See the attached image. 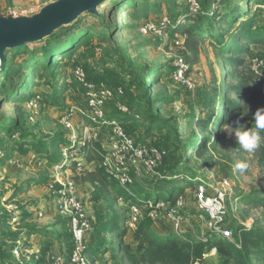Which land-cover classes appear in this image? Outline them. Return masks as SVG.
Here are the masks:
<instances>
[{"label": "rangeland", "instance_id": "rangeland-1", "mask_svg": "<svg viewBox=\"0 0 264 264\" xmlns=\"http://www.w3.org/2000/svg\"><path fill=\"white\" fill-rule=\"evenodd\" d=\"M58 1L60 0H0V17L31 19L48 5ZM144 1L107 0L97 8L98 17L85 12L70 24L77 22L79 26L89 31L92 30L96 35L87 42V45L80 46L72 59L65 60V63L55 71L57 80H64L62 85L65 81L69 84L63 108L40 107L31 110L25 104L17 105L9 101L7 95L21 83L23 73L18 74V64L23 56L7 54L9 70L5 74L1 73L4 67L1 68L0 62V143L6 150V158L0 159V251H4L2 264H18V260L12 255V250L18 248L19 244L18 240L14 242L16 239L10 237L12 233L17 237L25 234L26 242L29 243V231L26 225H33L35 228L51 232L50 227L59 224L52 225L53 222L61 220L55 206L54 177L59 175L62 178L72 179L73 175L71 169H64V173H58L55 164L60 161L50 162L45 158V153L39 154L27 147L17 149V145L8 143L9 138L4 135L5 127L18 116H23V126L16 134L32 137L36 146H42L43 143L51 144V146H46L47 153L56 155L58 159L60 156L61 159L69 139L68 131L61 123L60 117L69 108L82 107L86 103L84 94L78 90L73 79V70L77 66H82L93 80L103 81L101 83L108 87L111 86L110 88L116 85L125 86L127 95L123 100L132 105L134 113L122 122L124 128L136 141L161 148L168 154L155 170L160 177L153 178L150 174L144 173L136 181L132 176L133 182L127 187V194L134 197L132 202L141 200L138 203L144 206L143 212L148 207L147 205H150L146 204L148 200L150 199L149 202L153 203L156 195L160 196L158 192L170 185L171 181L178 183L183 182L180 178H192L195 187L182 196L185 204L181 210L180 208L178 210L179 216L184 220V231L192 234V227L201 229V224L198 225L195 220L198 202L196 188L203 184L208 192L212 193L210 185L218 183L224 179L225 174L229 173L233 195L229 196L227 201L228 228L235 230L244 227L249 219H252V223L253 220H261L259 210L245 206L236 197L241 192H249L253 188L264 186V167L260 165L256 152L242 149L232 133L233 129L239 125L224 127L221 135L225 139L215 145H210L204 155L198 156L195 152L201 138L207 136L215 139L217 137L216 131L211 129L204 132L199 128L197 120L205 115V94L209 93L213 87H220L224 82L233 83V81L224 79L225 72L230 70V67L226 65L229 56L223 57L217 43L207 39L199 44L200 54L197 61L194 57H191L190 61L187 59L186 76L192 82L191 89L178 83L172 75L174 60L178 57L191 56V52L183 44L184 36L175 34L173 30L177 24L187 22L206 24L205 13L199 14V11L195 13L196 8L204 10L202 0H150L152 4L156 2L159 6L158 10H153L146 17L137 18L135 9L130 7L131 3L139 4V12L142 14ZM211 2L213 3L210 9L218 10L220 14L228 6L231 8L240 6L244 9H251L253 12L259 8L242 0H216L215 2L211 0ZM175 12H181V15L175 17ZM192 13L196 16L191 15ZM257 17L264 22V6L258 12ZM147 19L156 24L160 23L159 25L163 28L162 33L144 34L141 27ZM43 43L42 41L32 43L29 48L30 50L40 48ZM250 49L257 53L264 51L262 46H252ZM254 63L262 66L261 74H264V55L256 58ZM152 69L162 72V77L157 78L154 72H151ZM39 73L40 71L37 74ZM35 82L36 86L30 89L31 98L36 94L41 95L53 91L49 77L40 80L38 76ZM70 82L73 85L70 86ZM133 84L136 85L133 86ZM231 96L236 98L235 95ZM114 103L106 104L107 114L116 111ZM149 109L152 110L151 113H147ZM135 114H138L140 118L135 117ZM155 118L163 122L167 128L150 130L152 121H157ZM82 122L81 116H76L73 126L75 130L78 128V132L83 135ZM88 123L85 122L86 125ZM242 126L247 128L245 124ZM97 127L98 140L107 145L112 137L109 127L104 126V129L100 130L101 125ZM56 134L63 136L64 143L60 145L56 143L54 138ZM65 142L67 144L64 146ZM93 164L88 162L86 166H94ZM163 175H166L167 179H170L169 175H171L173 180H165ZM77 186L88 212L87 198H91L93 188L89 184L83 186L77 184ZM171 194V191L163 193L161 200L166 201ZM126 205L124 201L123 203L118 202L116 209L119 213L125 214L127 213ZM7 206H11L12 210L9 211ZM171 208H173L171 204L166 205L157 220L160 222L167 220ZM90 210L94 217H97V223L92 225V230L87 236V244L92 248L90 264H129L121 260L119 253L112 255L116 234H100L95 230L99 222L111 220L113 213L108 205L102 201L94 202ZM24 213L29 217L20 224ZM7 216L9 223H7ZM14 217L17 218L16 221L13 220ZM68 228L67 224L66 229L60 227L57 231L64 232L67 239L64 240L65 242H68ZM126 241L132 243L130 237H127ZM20 248L26 251L21 246ZM26 260L27 257H24L26 264H37L34 258ZM211 261L220 264L217 256L211 257Z\"/></svg>", "mask_w": 264, "mask_h": 264}, {"label": "trees", "instance_id": "trees-1", "mask_svg": "<svg viewBox=\"0 0 264 264\" xmlns=\"http://www.w3.org/2000/svg\"><path fill=\"white\" fill-rule=\"evenodd\" d=\"M215 1L216 0H214V2ZM242 1L249 3V5L254 4L259 8L257 11L253 12L251 9H244L240 6H236V8L228 6L225 11L220 14L218 10L212 11V9H210L213 3L211 0H202L204 10L201 11L199 8H196L195 13L198 11L199 14L205 13L204 19L207 21L206 24H191L187 22L186 24H177V27L173 30L175 34L184 36L183 44L186 46V49L191 52V56H187V58L184 57L186 62H188L187 59L190 61L192 59L191 57H194V60L197 61L200 54L199 44L207 39L214 40L217 43L219 52L223 57L229 56L226 60V65L230 67V70L225 72L224 79L233 81V83L228 84L224 82L220 87H213L209 93L205 94V115L197 120L199 128L204 132L212 129V131H216L217 137L215 139H211L207 136L201 138L195 148L196 155L198 156L204 155L210 145H215L225 139V137L221 135L224 127H231L234 125L243 127L242 125L244 124L247 125V128L255 126L254 113L257 109L264 108V94L260 89L262 78L259 75L262 72V66L254 63L256 58L264 55V51H258L257 53L250 49L252 46H262L264 48V22L257 17L258 12L264 6V0ZM130 7L135 9L137 18L146 17L153 10L157 11L159 8L156 2L152 4L150 0H145L143 2L142 14L139 12V4L133 2ZM179 15H181V12H175V17ZM191 15L196 16L194 13ZM94 16L98 17V13L94 14ZM146 21H148V19ZM157 24L159 25L160 23ZM94 35H96V33L92 32V30L89 31L75 22L73 25L61 27L46 40H43L42 42L44 43L40 48L30 50V44H27L22 47L8 50L6 53V64L1 70V73L5 74L9 70V58L7 54L11 53V56L19 54L23 56L21 62L18 64V74H23L21 83L7 95V99L17 105H28L30 101L37 98L39 108H63L66 94L69 90V84H66L67 82L65 81L66 83L64 82L62 85V81L64 80L61 79L58 81L55 71L65 63V60L72 59L78 48L82 45H87V42L91 40ZM76 68H74V70ZM74 70L73 79L75 85L81 94H84V88L75 80ZM39 71L40 73L38 75L37 73ZM85 72L90 82L96 84L103 82L93 80L86 70ZM151 72H154L157 78H161L163 75L162 72L156 69H152ZM38 76L40 80L49 77L52 81L53 91L51 93L45 92L41 95L36 94L31 98L30 89L36 86L35 81L38 79ZM71 85L73 84L70 82V86ZM134 85L136 84H133V86ZM117 87L124 88L125 95L123 98L119 99V101L128 105L132 113L130 115H124L115 107L116 111L114 113H106V115L109 121H118L122 123L128 119V116H132L134 112L132 105L126 100H123L127 95L126 87L123 85L114 86V88ZM231 95H235L236 98ZM115 101H117V99ZM151 111L152 110L149 109L147 113H151ZM136 115L138 114H135V117ZM155 120L157 121H152L150 124V130L167 128L158 118H155ZM23 123V116H18V118L6 125L4 135L9 138L8 143L17 145V149H20V147L26 149L27 147L28 149H34V151L39 154L45 153V158L50 162L60 161L55 164V166L63 164L64 156H62L61 160L59 155L58 159L56 155L47 153L46 146H51V144L46 145V143H43L42 146H36L32 137L25 134L22 136L16 134L22 128ZM122 125L124 126L123 123ZM87 126L96 128L98 125L89 122ZM125 130L130 135L126 128ZM54 138L58 145L65 141L63 136L59 134H56ZM137 142L141 143L140 141ZM66 144L65 142L64 146ZM66 147L65 149L69 148V143ZM0 150L3 154V156H0V159L6 158V150L2 143H0ZM82 150L85 158V166H83L82 170L79 171L76 164H71L69 166L64 165L63 167L71 169L73 172L72 180L76 185H91L93 188V194L90 198L91 203H100L102 201L108 205V208L113 213L111 220L99 222L95 226V230L100 234H116V240L113 242L115 245L111 252L112 255L119 253L123 262H128L129 264H196L203 261L207 249H216L217 255L221 256L220 264H264V223H262L264 222V186L253 188L249 192H241L236 195L245 206L259 210L261 212V220H253L250 228L244 226L238 229L236 228L235 230L233 229V240L217 237L206 244L199 239H191L183 232L177 231V233L168 232L162 234L155 229L154 221L148 216H145L134 230V240L138 244L136 252H132L131 246L126 244L124 239L128 234L127 222L130 219V206L128 202H132L134 197L127 194L128 189H123L111 182L105 174L102 162L106 152L100 140L86 142ZM254 151L259 158L260 165L264 167V133H261V142ZM88 162L94 163V166H86ZM169 177L170 179H167L165 175L164 179L173 180L171 175H169ZM223 178L229 179L230 174H225ZM180 180L183 182L177 183L171 181L170 185L158 192L160 196H158V194L156 195L151 210L156 208L155 206L158 201H162L161 195L163 193L171 191L172 194L165 202L174 204L185 192L189 191L188 189H193L195 187L192 178H180ZM120 199H122L124 203H127L126 212L129 214H121L116 209L118 202L120 203ZM149 200L146 204L149 203ZM137 201L140 202L141 200ZM138 202L135 203L139 204ZM21 217L20 224L25 222L29 216L24 213ZM89 218L91 220L90 215ZM63 220H65L63 221V228L66 229L68 224V237H71L72 240L69 222L66 219ZM7 223H9L8 216ZM26 227L30 235L40 232L47 236L52 235L53 238H66L64 232L53 234L45 230H38V228H35L33 225H26ZM10 237L16 239L14 242L18 240V237L13 233ZM72 249L73 244L68 253H70ZM90 249L88 245L87 254H89ZM45 252H47V247L44 248V253ZM2 255H4L3 250L0 251V264H2Z\"/></svg>", "mask_w": 264, "mask_h": 264}, {"label": "built area", "instance_id": "built-area-1", "mask_svg": "<svg viewBox=\"0 0 264 264\" xmlns=\"http://www.w3.org/2000/svg\"><path fill=\"white\" fill-rule=\"evenodd\" d=\"M152 20L146 21L141 27L144 34L149 32L162 33L163 28L160 25L154 24ZM174 72L173 78L181 83L183 86H188L191 89L192 82L187 78L188 71L187 62L183 57H178L173 62ZM262 78L261 92L264 94V74H259ZM74 77L76 82L84 88V96L86 103L82 107L69 108L60 118L61 123L68 131L69 148L63 150L64 162L60 166H56L58 173H64L69 166L76 164L77 169L82 170L85 166L83 147L86 142L98 140L99 131L96 128L88 127L85 122H90L94 125H101L109 127L112 137L110 142L103 148L106 152L102 162L105 174L108 179L120 186L123 189L131 186L133 182L132 176L137 181L144 173L150 174L153 178L160 177V174L155 170L159 167L162 161L167 157V152L158 147L148 146L144 143H138L132 136H130L121 122L109 121L107 119L105 107L108 102H115L116 109L124 114L130 115L132 112L130 107L118 99L123 98L125 90L123 87L110 88L103 83H93L88 80V76L82 67H77L74 70ZM187 87V88H188ZM117 99V101H115ZM38 99H33L28 103L31 110L39 109ZM81 116L83 119L84 131L83 135L78 132V128H74V118ZM139 118V116H136ZM33 119V117H32ZM0 156H3L0 150ZM64 168V169H63ZM164 178V177H163ZM55 183V206L57 214L68 220L73 249L70 253L54 255L49 264H90L88 258V244L87 235L92 230L91 220L86 210L84 200L80 197L78 186L70 178H62L59 175L54 177ZM198 192L197 211L198 218L205 228L204 235L199 239L204 243H209L217 237L233 240V230L228 228V197L233 195V188L229 179H224L216 184L210 185L212 193L208 192L205 185L200 184L196 188ZM120 202L123 203L122 199ZM145 212L143 207L135 202H128L130 206V219L128 225L135 230L139 222L145 216H148L153 221H157L161 211L165 209V201H158L156 208L151 210L153 203L149 202ZM185 199L180 197L176 203L172 204L173 208L168 213V218L173 222L175 229L178 232L183 231V218L179 216V208L184 207ZM175 206V207H174ZM9 211L11 206H7ZM17 220L16 217L13 218ZM245 227L250 228V224H244ZM18 245V248L13 249V256L18 260V264H26L24 257L35 256V253H25ZM26 254V255H25ZM216 249H207V253L203 257L202 262L196 264H217L210 260L211 257L216 256ZM37 260L39 258H36Z\"/></svg>", "mask_w": 264, "mask_h": 264}, {"label": "water", "instance_id": "water-1", "mask_svg": "<svg viewBox=\"0 0 264 264\" xmlns=\"http://www.w3.org/2000/svg\"><path fill=\"white\" fill-rule=\"evenodd\" d=\"M106 0H60L45 7L39 14L24 17H0V62L6 64L8 50L41 42L58 29L72 24L88 12L97 14V8Z\"/></svg>", "mask_w": 264, "mask_h": 264}, {"label": "crops", "instance_id": "crops-1", "mask_svg": "<svg viewBox=\"0 0 264 264\" xmlns=\"http://www.w3.org/2000/svg\"><path fill=\"white\" fill-rule=\"evenodd\" d=\"M96 129L98 130V127H96ZM100 129H104V126L99 127V130ZM191 190L192 189H190L189 191H191ZM87 199H88V206H89L88 213L91 217L92 225L94 226L97 223V220H96L97 217H94V215L92 214V212L90 210V208H93V203L91 204L90 199L89 198H87ZM168 204H171V203H168ZM195 211H196L195 212L196 213L195 220L198 223V225L201 224V229H198L197 227H192L191 228L193 230L192 234H189L187 231H184V229H185V227H184L182 232L184 234H187L191 239H200V237H202L205 233V228L197 216V214H198L197 209ZM60 219L61 220H59L57 222H53V224H52V225H56L57 223H59L57 226H53V227L51 226L52 228L49 226L50 229H52L51 232L53 234L59 233L57 231L60 229V227H63V223H64L63 221H65V220H63L62 218H60ZM166 219L167 220H165L163 222H160V220H157L156 222H154L155 229L159 233H162V234H166L168 232L177 233V230L175 229L173 222L168 218H166ZM251 220L252 219L247 220L246 224H250L252 226ZM127 229H128V234L125 237L124 241L126 244H129L131 246L132 252H136V248H137L138 243L134 240V230L129 225H127ZM38 230H43V229H38ZM127 237H130L132 239V243H129L126 241ZM29 240H30L29 243L26 242L27 238H25V234H23V236L18 237V244L21 245V247L24 250H26V252H25L26 254L27 253L29 254V252H30V254H32V253L36 254L35 256H32V255L28 256L26 254L25 255L27 257V260L28 259L31 260L32 258H34V260H36L37 264H49V261L51 260V258L54 255L68 253L70 251V249L72 248V244H73L71 237H68V242H65L64 240H67L66 238H62V239L61 238H53L52 235L47 236V235H44L43 233H40V232L35 233L33 235L29 234ZM45 247H47V252L44 253ZM88 255H89L88 257L90 259L92 256V248L90 249ZM93 256H95V255H93ZM216 256L219 257V259L221 261V256H219V255H216ZM36 258H39V259L37 260ZM210 260H211V258H210Z\"/></svg>", "mask_w": 264, "mask_h": 264}, {"label": "clouds", "instance_id": "clouds-1", "mask_svg": "<svg viewBox=\"0 0 264 264\" xmlns=\"http://www.w3.org/2000/svg\"><path fill=\"white\" fill-rule=\"evenodd\" d=\"M254 123V128L239 126L232 131L235 135L236 142L246 151L254 150L261 142V133H264V108L256 110L254 113Z\"/></svg>", "mask_w": 264, "mask_h": 264}]
</instances>
